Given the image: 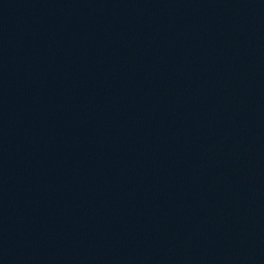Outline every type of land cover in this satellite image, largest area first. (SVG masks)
<instances>
[{"label": "water", "instance_id": "1", "mask_svg": "<svg viewBox=\"0 0 264 264\" xmlns=\"http://www.w3.org/2000/svg\"><path fill=\"white\" fill-rule=\"evenodd\" d=\"M0 264H264V0H0Z\"/></svg>", "mask_w": 264, "mask_h": 264}]
</instances>
